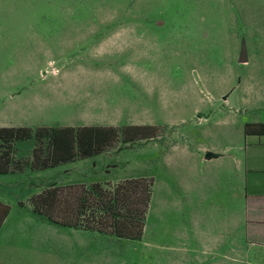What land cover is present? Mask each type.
Wrapping results in <instances>:
<instances>
[{
  "label": "rangeland",
  "instance_id": "1",
  "mask_svg": "<svg viewBox=\"0 0 264 264\" xmlns=\"http://www.w3.org/2000/svg\"><path fill=\"white\" fill-rule=\"evenodd\" d=\"M223 99L246 109L238 121L264 120V0H0L1 122L158 129L88 162L0 176V264H264L255 241L243 250L245 218L238 252H203L228 227L185 209L201 146L234 137ZM34 146L15 144V161ZM138 177L153 178L139 240L53 225L27 203L49 186Z\"/></svg>",
  "mask_w": 264,
  "mask_h": 264
},
{
  "label": "trees",
  "instance_id": "2",
  "mask_svg": "<svg viewBox=\"0 0 264 264\" xmlns=\"http://www.w3.org/2000/svg\"><path fill=\"white\" fill-rule=\"evenodd\" d=\"M157 133L156 127L148 125L0 128V176L22 172L27 167L31 170L55 168L98 156L118 142L154 139ZM243 134L264 136V124H245ZM30 140L35 142L30 160L15 161V144ZM152 187V177L128 178L116 183L49 186L31 196L27 203L32 214L53 225L139 240ZM8 213L9 208L0 203V229Z\"/></svg>",
  "mask_w": 264,
  "mask_h": 264
},
{
  "label": "crops",
  "instance_id": "3",
  "mask_svg": "<svg viewBox=\"0 0 264 264\" xmlns=\"http://www.w3.org/2000/svg\"><path fill=\"white\" fill-rule=\"evenodd\" d=\"M223 103L229 112L231 109H235L234 119L230 123V126L235 125L234 137L232 138L229 130L225 132V137H220L221 139L215 146H201L203 154L199 157L202 167L197 173L198 185L195 187L184 185V192L188 195L185 209L190 211L196 202L198 219L213 221L216 225H218V219H223V223L228 227L226 235L207 239L206 242H209V246L205 247L203 252H221L222 250H227L229 253L238 252L240 247L235 242L236 234L240 221L244 218L247 223V238L250 243L247 249L243 250L249 251L253 247L251 242L255 241L263 252L264 136L245 137L243 127L245 124H264V120L253 117L247 121H238L237 114L242 115L243 110L246 109L228 107L225 99H223ZM254 111L257 112V110ZM20 127L25 126L21 123L0 121V128ZM199 149L198 151H200ZM187 152L189 153V150ZM91 158L82 161L88 162ZM184 158L187 157L184 155ZM183 161L185 163L184 159ZM118 181H114V183ZM223 242L224 244L229 242V244L223 247Z\"/></svg>",
  "mask_w": 264,
  "mask_h": 264
}]
</instances>
